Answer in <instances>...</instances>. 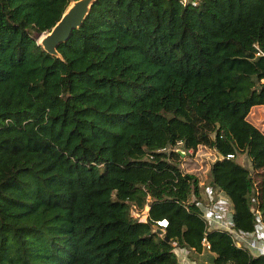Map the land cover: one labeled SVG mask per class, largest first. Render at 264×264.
<instances>
[{
	"label": "trees",
	"instance_id": "obj_1",
	"mask_svg": "<svg viewBox=\"0 0 264 264\" xmlns=\"http://www.w3.org/2000/svg\"><path fill=\"white\" fill-rule=\"evenodd\" d=\"M69 1L0 0V264H180L204 243L211 264H264L231 233L263 218V173L217 115L264 103V0H96L59 59L36 35ZM178 142L215 155L229 229L209 228Z\"/></svg>",
	"mask_w": 264,
	"mask_h": 264
},
{
	"label": "rangeland",
	"instance_id": "obj_2",
	"mask_svg": "<svg viewBox=\"0 0 264 264\" xmlns=\"http://www.w3.org/2000/svg\"><path fill=\"white\" fill-rule=\"evenodd\" d=\"M217 115L226 126L237 148L235 160L250 171L255 181L258 180L256 173H263L261 176L262 198L260 203L256 202L258 204H255L254 208L258 210L262 209L261 212L257 213L258 215L261 213L264 215V103L252 106L242 121L230 119L220 109H218ZM180 148L181 144L178 142L174 146V149L179 150ZM183 153L181 157V168L185 172L192 173L197 178L198 185L201 188L202 210L207 209L210 213L215 212L216 214L217 211H211L212 207L217 209L222 207L225 209L226 206L223 204H226L225 202L228 201H224L225 197L218 190L211 189L208 186V167L212 158L215 156L213 152L202 147H189ZM217 214L216 216L220 217V213L219 215ZM223 214L221 221L225 225V220L223 219L226 214L225 211H223ZM205 215L208 217V213ZM143 217V215L140 216V218ZM261 219L263 220L264 216ZM262 223L264 222L262 221ZM261 237L264 238V234ZM177 254L179 253L177 252ZM182 254L185 255V253Z\"/></svg>",
	"mask_w": 264,
	"mask_h": 264
},
{
	"label": "water",
	"instance_id": "obj_3",
	"mask_svg": "<svg viewBox=\"0 0 264 264\" xmlns=\"http://www.w3.org/2000/svg\"><path fill=\"white\" fill-rule=\"evenodd\" d=\"M96 0H71L62 11L59 19L44 33H38L36 35V44L41 49L56 58H61L56 48L60 43H64L73 30L78 29L84 19L89 14L91 6ZM180 156H183V152L176 150ZM153 229L157 234H162V228L155 225ZM164 240L167 238L164 236Z\"/></svg>",
	"mask_w": 264,
	"mask_h": 264
},
{
	"label": "crops",
	"instance_id": "obj_4",
	"mask_svg": "<svg viewBox=\"0 0 264 264\" xmlns=\"http://www.w3.org/2000/svg\"><path fill=\"white\" fill-rule=\"evenodd\" d=\"M226 199H224L225 201ZM223 204L226 208L220 207L219 209L213 208L211 211H217V215L220 213V217H217L215 212L211 213L210 216L207 218L209 223V228H221V229H229L230 228V206L228 202ZM224 207V206H223ZM223 211H225V225L221 221ZM224 215V214H223ZM261 215V214H260ZM264 219L260 218L258 223L257 229L252 233L247 234H238L234 231H231L233 238L235 239L236 243L239 245L244 246L252 255H258L263 253L264 250V238L261 235L264 234ZM178 250V259L180 264H211V257L212 253L208 251V249L204 248L200 253L193 252L192 250H185V249H177ZM182 253H185L183 255ZM208 259V260H207ZM208 261V262H207Z\"/></svg>",
	"mask_w": 264,
	"mask_h": 264
},
{
	"label": "built area",
	"instance_id": "obj_5",
	"mask_svg": "<svg viewBox=\"0 0 264 264\" xmlns=\"http://www.w3.org/2000/svg\"><path fill=\"white\" fill-rule=\"evenodd\" d=\"M186 1H191V0H180V2H182V3L186 2ZM230 157H232V155H229V154L226 155V158H230ZM202 212H203V216L205 219H207L211 214L210 211H208L207 209H204V211L202 210ZM207 213H208V217L205 215ZM156 225L159 226L160 228H164L166 225V221L165 220L157 221ZM204 248L208 249V245L206 243H204Z\"/></svg>",
	"mask_w": 264,
	"mask_h": 264
}]
</instances>
